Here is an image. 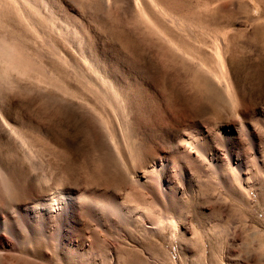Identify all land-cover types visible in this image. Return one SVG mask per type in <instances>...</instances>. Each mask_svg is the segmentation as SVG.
<instances>
[{"label":"rangeland","instance_id":"rangeland-1","mask_svg":"<svg viewBox=\"0 0 264 264\" xmlns=\"http://www.w3.org/2000/svg\"><path fill=\"white\" fill-rule=\"evenodd\" d=\"M27 1L0 2V36L26 64L15 69L0 60V108L35 140L28 158L0 130V162L25 184L7 190L0 179L1 211L56 189L85 190L91 196L118 194L128 214L144 203L156 221L162 208L157 210L148 188L135 180L145 174L154 153L181 163L170 145L177 132L187 130L198 134L210 161L194 154L197 160L184 179L171 164L163 175L149 173L143 180L161 200L177 197L180 207L173 214L179 231L174 236L170 229L147 234L130 232L126 225V237L118 228L97 227L90 218L70 221L58 237L60 244L50 237L61 233V222L38 227L44 236L37 237L45 240L29 244L0 230V264H264V0H155L176 20L182 18L179 25L168 23L171 32L185 37L216 71L207 75L212 89L195 64L172 56L137 0ZM192 8L200 20L191 18ZM55 46L73 61L85 54L111 74V82L131 102L123 108L109 84L86 80L67 63H60L66 71L60 77ZM96 112H105L104 118L93 117ZM126 113L136 116L133 125L124 120ZM90 122L115 132L107 138L112 148L105 132L96 135ZM122 123L131 129L126 130L130 145L120 133ZM95 227L97 243L83 236L84 228ZM110 256L115 263L107 260Z\"/></svg>","mask_w":264,"mask_h":264},{"label":"bare ground","instance_id":"bare-ground-1","mask_svg":"<svg viewBox=\"0 0 264 264\" xmlns=\"http://www.w3.org/2000/svg\"><path fill=\"white\" fill-rule=\"evenodd\" d=\"M1 1H4V0H1ZM104 1L105 0H101L100 2L103 3ZM140 1L141 0H139V2H138V0L136 1L137 4H139L138 7H140V10H141V6H142V8L144 10V11L142 10L143 13L145 12L147 15L146 16L144 13V17L145 16L148 17V19L151 21L150 25L152 26L153 32L157 36V38H159L161 41L163 40L166 44H168V51L172 54V56H175V57L177 56L178 59L182 60L185 65L195 64L194 67L199 69L198 71H202L201 72V73H203L202 77H203L206 85L208 86V88L212 89L214 87V85L209 78L210 76H207V75H210V74L212 75L213 70L211 71L210 70L211 68L206 66V64L203 62L202 59L200 60V58H198L199 55L196 54L195 50L189 44L190 42H188L187 39H184L185 37L184 38L181 36L176 37L175 34L171 32V29L168 25V23L179 25V23H181L182 18L176 20V18L171 16L170 11H167L165 8H163L161 6V4H159V2L157 3L155 0H142V3ZM212 1H214V0H212ZM10 2L12 4L14 1H10ZM29 2H31V1H29ZM116 2H117V0H116ZM15 3H16V1H15ZM15 3L13 5L17 4V3L15 4ZM107 3H108V0H107ZM1 5H2V3H1ZM18 6H19V4H18ZM20 6H22L21 3H20ZM23 6H22V8H23ZM109 8H107V9H109ZM13 9H15V8H13ZM13 9H11V10H13ZM194 15H196V16H194ZM55 16H56V14H55ZM190 16L193 19L200 20L198 17L199 13L196 9H195V11H193V8H192V15L190 14ZM159 17H162L163 20L160 19ZM176 17H178V16H176ZM23 19H24V16H23ZM25 19H27V17ZM20 20L22 21V19H20ZM58 21H60V20H58ZM146 22H147V20H146ZM17 23H19V22H17ZM24 26H25V24H24ZM155 26H156V28H155ZM9 27H11V25ZM34 27L36 29V26H34ZM38 28L40 29V27H38ZM27 29H29V27ZM65 29H66V27H65ZM67 29H69V28H67ZM14 30H13V32H14ZM38 30L36 32H38ZM33 32H35V30ZM61 34H62V32H61ZM14 35H15V32H14ZM18 37H20V36H18ZM49 40H50V38H49ZM6 41L7 40H5L2 36H0V60L7 62L9 64V66H11L15 69H20L21 67H24L26 64L24 61H22L18 57L19 55H16L15 46L11 45L10 43H8ZM11 42H13V41H11ZM52 43H54V42H52ZM52 43H51V45H52ZM57 43H59V42H57ZM50 49L53 50V48H51V47H50ZM54 51H55V53H53V54H56L57 58H55L56 56L54 57L53 54H52V56L54 59H58V61H56L57 62L56 67L58 68L57 71H58V74L60 77H63L66 75V71L64 70L63 66L60 63H62V62L67 63L68 65H70L72 67L73 72L75 74L76 73L80 74L81 76H83L82 78H85L86 80H90V79L95 77L96 79H99L100 81L105 82L106 84H109L108 86H109L110 90H112L113 96L118 101V103H120L122 105V107L127 106V103H129V101L131 102V98L128 99L127 98L128 96L125 97V94H122L121 90H119L113 84L114 82L113 81L111 82V80L109 79L111 74L109 75L106 71H103L97 64L89 62V60L85 56V54L79 53V56L78 55L77 56L79 57L80 62H77V61H75L77 59H75L73 61L72 56L70 57L69 55H67L65 53V51L61 49V47L55 46ZM67 52L69 53V51H67ZM80 63H83L87 69L80 68V66H81ZM222 72H223V70H222ZM214 73H216V71ZM223 76H225V75H222V77ZM114 78H116V77H114ZM220 78H221V75H220ZM111 79H112V77H111ZM60 80L62 81V79H60ZM221 84L224 87L226 86V88H228V86H229L226 83V80H221ZM95 85H96V83H95ZM218 85H219V82H218ZM0 88H2V87H0ZM73 89L76 90L75 88H73ZM127 92H129V91H127ZM75 94H77V93L75 92ZM4 110L5 109L0 108V130L2 132H4L5 134H7L8 136L14 138L19 143L24 154L28 158H31V149H30L31 147H30V145L32 144V141L34 139L32 137L26 136V135H28L27 132H26L27 134L25 135V130H23V127H19L18 125L12 124L10 122V120H8V117H7L6 113L4 112ZM127 112H128V109H127ZM104 113H101V112L97 113L96 112L93 114V115H95L93 117H99V119H102V118H104L103 117ZM93 117H92V119H93L92 121L94 122ZM135 117L136 116H132V115L130 116V114H129V116H127V113H126V117L124 120H126V118H127L130 120L128 122H131V119H132V122L134 124V121L137 119ZM93 122H90L92 131L98 136L100 133L105 132V134L107 136L106 137V142H107L106 145H108L110 148H112V146H111V143H113L112 139L110 141L107 139L109 130L111 128L105 127L104 124H102V126H104V127L100 128L97 125H95ZM132 122H131V124H132ZM123 126L124 125L122 123V126L120 127L122 132L120 131V133L124 135L125 138H123V141L125 139V141L127 143L128 138H126V136H127L126 133H128V132H126V130L128 131L131 129L130 128L128 129L126 126H124V127ZM110 132L113 133L112 131H110ZM111 133H109V134H111ZM197 135H196V133L194 134L193 132H188L187 130L177 132V134H175V137H174L173 141L171 142L170 146H171L172 153L179 154V156L181 157V163H179V164L172 163L170 161V159H168L165 155H162V154L159 155V152H156V153H154V161H152V163L149 167L145 168V170H144L145 174L141 175V176H137L135 179V180H137V182L142 187L148 188V190L150 192L149 200L154 205H157L160 207V208H157V210L160 211L162 208V210L159 212V216L157 217V220L155 218L156 221L151 219L153 216L150 217L151 216L150 214L152 212L151 211L152 208L146 207V204H144V203H143V205H145V206H142V205L140 206V204H138V205L136 204L135 207H133L132 213L128 214L126 209H124V207H123L125 205V203H123V205H122V202H120V196L118 194L108 195L105 193L102 195L101 194H94L91 196L85 190L83 192H76L73 190L63 192L62 190L56 189L55 191L48 194L47 196L34 195L32 197V199L30 201L26 202V204L24 206L21 204H18L15 206L14 209H12L9 212L8 211H1L3 209L0 208L1 209L0 210V230H4L10 236L17 237L18 239L21 238L24 241V243L29 244L31 242H34L38 238L37 235L44 236L43 231L38 230L37 229L38 227H40V226L42 227L46 223L58 224L61 222L63 224V228L61 230V233L57 232L54 234L55 236L53 235L52 237H50L51 239L56 241L55 244H60V241L58 240L60 238H58V237H60L63 234V232L66 231L67 227H69L68 225H69L70 221H74L76 219H81V218H88V219L90 218L95 223V225L97 227L118 228L122 232V235L126 236V237H128L127 234H129L128 233L129 231L127 229H125V227H124L126 225L129 226L128 229L130 230V232L143 230V232H145L147 234H159L160 231H164V230L168 231V229H170L172 231L173 236H174L175 233L177 231H179V225L177 223L179 221L176 220L177 216L175 214H173V211L175 209L177 210V208L179 206V201H178L177 197L175 199H173V198L165 196V198L163 197V200H161L158 192L150 186L147 187L146 182L143 180H144V178H146L147 174H149V173L155 174L156 177H159L161 174L163 175V173L166 171V169H169V166H172V165L175 166L176 168L178 167L177 173H179L181 179L182 178L184 179V177L187 175V171H188L187 169L189 168L190 165L194 164V162H195L196 158H195L194 154L201 156L205 161L209 162L210 158L208 156V153H207L205 147L201 146L200 139ZM130 140L131 139H129V141ZM34 142H35V140L33 141V143ZM127 144L130 145L129 142ZM34 145H35V143H34ZM116 145H115V147H116ZM115 147H114V150H116ZM117 147H119V146H117ZM109 150H111V149H109ZM112 151H113V149H112ZM32 152H33V150H32ZM116 152H117V150H116ZM2 164L0 162V179H1V182L3 183V185L5 186V189L12 190L13 188L19 189L21 187H24L25 184L23 182H22L23 183L22 184L18 178L11 176L5 170L6 166L4 165L5 166V168H4L2 166ZM195 166L198 167L199 170L203 172L204 167L202 164H198V163L196 164L195 163ZM212 166H213V164L211 165V167ZM11 220L17 222V224L16 225L15 224L9 225V221H11ZM26 222H27V224L29 222V225H26ZM28 226H30V227L28 228ZM97 227H95L96 229H91V230H87V228H84L83 229V232H84L83 236L91 238L95 243H97L98 239H99L98 234H97ZM58 228L59 227H57V229ZM48 238H49V236H48ZM22 240H21V242H22ZM38 240H45V238L40 237V238H38ZM108 244L112 247L113 242H111V240H108ZM107 260H109V261H111V263H113L114 257L110 256L109 259H107ZM104 262H105V260H104Z\"/></svg>","mask_w":264,"mask_h":264}]
</instances>
